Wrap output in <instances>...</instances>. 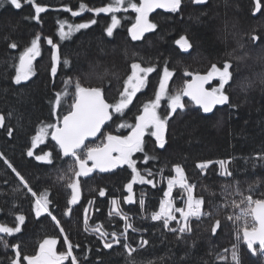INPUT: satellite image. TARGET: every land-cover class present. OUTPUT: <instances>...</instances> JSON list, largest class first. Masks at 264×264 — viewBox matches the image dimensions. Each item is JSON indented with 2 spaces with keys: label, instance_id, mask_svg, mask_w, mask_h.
Segmentation results:
<instances>
[{
  "label": "trees",
  "instance_id": "obj_1",
  "mask_svg": "<svg viewBox=\"0 0 264 264\" xmlns=\"http://www.w3.org/2000/svg\"><path fill=\"white\" fill-rule=\"evenodd\" d=\"M20 2L21 8L16 9L0 0L3 4L0 6V116L4 117L0 126V224L15 227L19 223L17 215L25 219L19 232L0 233V241L9 245L6 248L0 242V264H11L15 256L11 245H19L22 255H35L48 238L56 239L57 254L66 252L65 236L73 245L72 254L78 264H235L233 245L237 246L239 264H264L259 248L255 247L258 251L253 255L243 241L242 232L238 240L236 226L226 219L239 212L232 207V201H239L241 195L264 199V39L256 43L250 39L253 34L264 38V2L262 11L254 13L255 0H207L203 6L195 5L193 0H182L177 12L156 11L149 15L156 28L139 40H133L128 32L136 16L131 9L115 13L120 23L112 36L105 31L111 24L112 13L88 10L104 7L111 0H33L45 8L38 19H32L36 15L32 4ZM65 7L70 10L65 11ZM73 11L79 15L73 16ZM93 20L95 23H90ZM61 21L66 22L64 31L68 30V24L89 23V27L61 40L58 34ZM37 34L41 37L40 55L32 62L34 75L16 84L15 66L19 56ZM181 36L193 44L187 52L175 43ZM45 38H51L58 46L59 61L54 76L52 47ZM13 42L16 48L9 47ZM226 60L231 61L233 72L226 86L227 94L235 107L226 105L205 116L192 103L182 100L184 109H177L168 118L163 149L156 145L154 137L145 133L144 150L134 153L132 159L141 175L153 183L134 184L133 202H124L128 196L125 185L132 177L128 165L105 174L94 171L89 177L81 178L75 176L73 158L55 155L58 150L50 136L32 148L31 138L41 123H56L57 117L62 120L71 109L77 81L84 87L101 88L106 101L114 104L123 91L124 80L131 74L132 63L155 68L148 76L149 82L136 93L124 113L114 114L103 130L127 136L131 129L119 125L135 124L142 105L154 99L165 67L173 72L168 93L175 94L191 79L185 75L186 70L206 74L213 63L222 66ZM65 81L70 83L65 85ZM217 84L213 80L209 88ZM65 92L56 109L57 115H53L56 93ZM157 111L162 117L167 116L166 98ZM97 141L102 142L103 136L93 143L98 144ZM29 148L34 153L32 157L27 155ZM49 151L55 155L51 164L35 159ZM145 155L155 158L145 161ZM219 161L228 162L230 176L221 174ZM207 162H211L207 168L197 167ZM177 165L194 186L193 195L203 199L202 212L207 214L199 219L191 217V232L182 235L165 229L162 221L151 219V213L159 210L165 182L174 177L173 168ZM17 172L32 191L47 192L48 209L60 222L59 228L47 212L36 215L34 198L20 183ZM73 181L78 182L79 199L69 205L72 190L68 184ZM100 190H104V196H100ZM172 197L182 207L184 194L175 189ZM140 199L145 202L143 209ZM113 200L118 201L116 210L127 216L135 231L130 228L125 232V220L112 211ZM217 219L221 227L213 234L211 226ZM170 227L177 228L178 224L172 221ZM96 228L108 233L104 240L109 242L113 240V232L122 234L120 243L113 242L111 248H105L99 231H94ZM142 240L148 243L142 246ZM125 243L136 251L129 255L123 247ZM64 264H71V258Z\"/></svg>",
  "mask_w": 264,
  "mask_h": 264
},
{
  "label": "snow or ice",
  "instance_id": "obj_2",
  "mask_svg": "<svg viewBox=\"0 0 264 264\" xmlns=\"http://www.w3.org/2000/svg\"><path fill=\"white\" fill-rule=\"evenodd\" d=\"M4 3H8L14 6L16 9L21 8L20 0H3ZM26 3L32 4L36 15L32 19H38L39 14L45 11V8L35 4L33 0H25ZM262 2L264 0H255L254 13L262 11ZM182 0H111V3L104 7L88 9L96 13H112L111 24L105 29L108 36H112L113 30L119 25L120 20L115 15V13L120 11H128L131 9L132 12L136 14L135 22L128 29L133 40L140 39L145 32L152 31L156 28L154 23L149 21V13L153 12L155 9H164L168 12H177L180 9ZM195 4H204L206 0H193ZM0 6H3L0 3ZM81 10L85 8L82 3L80 5ZM65 7V11H69ZM73 16L79 15V12L73 11ZM64 21L60 22L59 37L61 40L69 38L74 31L80 29H85L89 27V23L81 24H68V30L64 31L65 26ZM90 23H95L91 21ZM47 39V43L51 45V73L53 76L57 71V63L59 61L58 56V46L53 43L51 38ZM250 39L253 43L258 40L264 39L258 35H251ZM40 41L41 37L39 34L31 40L30 46L26 47L19 56V63L15 66L16 75L14 77V82L20 84L21 81H26L30 76L34 75L33 60L40 55ZM182 51L187 52L193 47L189 39L185 36H181L175 42ZM11 48H16L17 44L15 42L9 45ZM65 64L68 63L67 60L64 61ZM232 68L231 61H224L222 66L217 63H213L206 74L192 73L190 71H185L186 76H191L190 81H185L184 87L177 91L175 94H169L167 90V85L169 79L173 76V72L165 67L163 69L162 75H160L158 87L154 92V99H150L148 102L142 105V111L136 116L135 124L131 125L127 122L121 123L120 128L128 127L131 129L127 136L113 135L111 133H106L103 131L104 126L107 121L114 119V114H123L124 110L133 102V98L136 93L139 92L145 85L149 82L148 76L150 73L155 71L153 66L142 67L140 63L131 64V74L127 76V79L123 82V91L120 92V98L116 103H108L103 94L101 88L98 87H84L77 81L75 83V95L74 100L71 105V109L66 115H63L62 120L57 117L56 123H41L37 129L35 135L31 138L32 148H35L38 143H43L44 139L48 136L51 140L55 142L54 148L58 151L55 155L64 157H71L74 160L75 176H87L93 170H99L100 172H107L121 165H128L132 171L131 181L125 185L127 191L131 194L133 190V184L136 182L140 183H153L152 180H147L136 167V162L132 159V156L136 152H141L144 150V136L145 133L150 134L155 138L156 145L163 149L166 144L165 131L168 118L172 116L177 109L183 110L185 105L182 103V97L186 96L191 99L196 105L202 109L204 113L212 112L216 105H229L230 107H235L231 104L230 96L227 94V87L233 78V72L230 70ZM217 80L218 84L210 89L205 88V84ZM70 83V81H65V85ZM62 95L65 93H56L55 100L52 104L53 115H57L56 109L61 104ZM167 99V109L168 114L162 117L157 109L161 106L162 99ZM4 117L0 116V126L3 125ZM12 134V130L9 129V135ZM103 136V141L100 144H94L89 138H97ZM32 148H29L27 155L29 157L33 156ZM54 152H44L42 155L35 157L36 160L51 164L55 158ZM2 158V157H0ZM155 157H150L145 155V161L149 159H154ZM91 161V167L88 166V162ZM5 163H8L5 160ZM208 163L198 164L197 167L201 170L208 167ZM221 169H223L222 174L225 176H230L231 172L227 169V161H219ZM11 168L12 165L8 164ZM174 172L176 177L168 178L167 180V191L164 192L165 199H162L159 204V210L151 213V219L153 221H162L163 227L174 233L184 234L191 232V227L189 220L191 217H196L199 219L202 215H207L202 212V206L204 201L202 198H196L193 195L194 186L189 184L186 177L184 176L183 170L180 166H174ZM13 171L16 170L13 168ZM162 171V170H161ZM20 180V183L24 188L31 193L34 198V211L37 216L41 213L49 212L47 199V192H42L37 194L32 191L28 182L19 172L16 173ZM148 175L151 176L152 173L149 171ZM179 186L186 192V201L184 207H175L172 200L169 198L173 187ZM68 187L72 190V197L68 201L69 205L75 204L78 199V182H70ZM100 196H104V190H100ZM124 202H132V196L124 198ZM91 203V202H90ZM141 208H144L145 202L143 199L139 201ZM112 204L116 206L113 210L116 211L118 208V201L113 200ZM232 207L238 209L239 212L235 215H228L227 220L232 221L237 228V239H240V233L243 234V241L247 245L248 249L253 253L257 254V249L254 245L258 244L259 253L264 255V199H254L252 195L243 196L239 201H232ZM87 213V209H85ZM179 214V219L176 214ZM67 214V213H66ZM117 215H121L119 211L116 212ZM121 218L125 220V232L128 229L136 230L131 223L128 222L126 215H121ZM25 217L23 215H17L16 221L19 223L15 227H8L4 224H0V233L7 235H12L13 233L19 232L20 223H23ZM52 220L56 223L57 227H60V222L57 218L52 215ZM175 221L178 224L177 228H171L170 222ZM242 222V223H241ZM221 227V221L217 219L211 226V231L213 234L217 232V229ZM61 233H63V228H60ZM85 230H87V217L85 218ZM94 231H99L100 238L103 240V246L105 248H111L113 242L120 243V235L115 232L112 233L113 240L109 242L104 240V237L108 235L106 231L100 228L94 229ZM178 235V239L181 238ZM4 243V246L9 247L6 241H0ZM65 244L67 245V251L57 254L54 250L56 245V239H45L39 245V251L35 255H22L19 245H11L15 256L11 259V264H64L65 260L71 258V264H78L77 259L72 254L73 245L69 242L68 237L65 236ZM147 241H141V245L147 244ZM123 247L131 255L136 249H133L127 243L123 244ZM232 258L235 264H239V258L237 254V246L233 245Z\"/></svg>",
  "mask_w": 264,
  "mask_h": 264
},
{
  "label": "water",
  "instance_id": "obj_3",
  "mask_svg": "<svg viewBox=\"0 0 264 264\" xmlns=\"http://www.w3.org/2000/svg\"><path fill=\"white\" fill-rule=\"evenodd\" d=\"M206 2H207V0H206ZM205 4H206V3H204V4H195V5L203 6V5H205ZM156 11H161V12H163V11H165V10H164V9H155L153 12H156ZM153 12L149 13V15H152ZM146 33H147V32H145L143 35H145ZM142 37H143V36H142ZM142 37H141V38H142ZM201 75H203V74H201ZM191 79H192V77H191ZM191 79H190V80H191ZM190 80H189V81H190ZM210 83H211V82H209L208 84H205V88H208L209 85H210ZM208 89H209V88H208ZM182 98H183V100H186V101L192 103L193 106H194L196 109L202 111V109H200V107H199L198 105H196L193 101H191V99H190L189 97L184 96V97H182ZM224 106H226V105H216V106L213 108L212 112H210V113H204V112L202 111V113H203L205 116H211V115H212L217 109H222V107H224ZM108 122H109V121L106 122V125L104 126L103 130H104L105 127L107 126ZM99 137H100V136L98 135L97 138H89V139L93 142V141L97 140ZM53 143L55 144L54 141H53ZM67 158H70V157H67ZM89 162H90V164H91V161H89ZM89 167H90V166H89ZM114 169H116V168H114ZM111 170H113V169H111ZM94 171H98V172H100L98 169H97V170H93V171H92L91 173H89L87 176H81V178L89 177ZM100 173H105V172H100ZM242 238H243V234H242ZM254 247H258V248H259L258 244L254 245Z\"/></svg>",
  "mask_w": 264,
  "mask_h": 264
},
{
  "label": "rangeland",
  "instance_id": "obj_4",
  "mask_svg": "<svg viewBox=\"0 0 264 264\" xmlns=\"http://www.w3.org/2000/svg\"><path fill=\"white\" fill-rule=\"evenodd\" d=\"M143 38V37H142ZM141 39V38H140ZM139 40V39H138ZM210 86V85H209ZM209 88V87H208ZM210 89V88H209ZM182 100H183V98H182ZM101 138V136L97 139V140H99ZM98 142V144H100L101 143V141H97ZM126 165V164H125ZM227 165V164H226ZM122 166V165H121ZM219 167H220V165H219ZM220 169V172H221V174H222V172H223V169H221V167L219 168ZM174 177H176V173L174 172V175H173ZM81 177V176H80ZM134 184H142V183H140V182H136V183H134ZM133 184V185H134ZM167 187H168V185H167V181L165 182V188H166V191H167ZM175 189H178V190H180L183 194H184V196H185V198H184V201H183V205H181L182 207H184L185 206V201H186V192H185V190L184 189H182V188H180L178 185L177 186H174L173 187V190H172V192L175 190ZM133 191V190H132ZM129 195H131L132 196V202L134 201L133 200V192L130 194L129 192H128V196ZM127 196V197H128ZM171 200H172V202H173V204L175 203L174 202V198L172 197V193H171V195H170V197H169ZM162 199H165V197L163 196V198ZM129 203V202H128ZM176 205V206H175ZM175 207H178L177 206V204L175 203ZM116 206H114L113 204H112V211L116 214V212H117V210L116 211H114L113 209L115 208ZM46 215H49V214H46ZM177 215V218L179 219V214L177 213L176 214ZM51 219H52V216L50 217ZM54 250H55V247H54ZM39 251V250H38ZM37 251V252H38Z\"/></svg>",
  "mask_w": 264,
  "mask_h": 264
},
{
  "label": "bare ground",
  "instance_id": "obj_5",
  "mask_svg": "<svg viewBox=\"0 0 264 264\" xmlns=\"http://www.w3.org/2000/svg\"><path fill=\"white\" fill-rule=\"evenodd\" d=\"M119 167V166H118ZM113 170H116V169H113ZM113 170H110V171H113ZM110 171H107V172H110ZM103 174H105V173H103Z\"/></svg>",
  "mask_w": 264,
  "mask_h": 264
}]
</instances>
